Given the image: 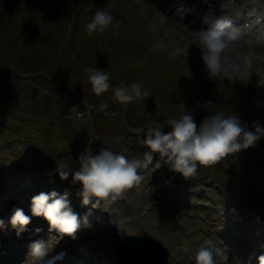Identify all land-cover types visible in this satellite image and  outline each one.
<instances>
[{"label":"rangeland","instance_id":"rangeland-1","mask_svg":"<svg viewBox=\"0 0 264 264\" xmlns=\"http://www.w3.org/2000/svg\"><path fill=\"white\" fill-rule=\"evenodd\" d=\"M27 1L31 3L33 0H19V3L26 4ZM41 2L43 3L41 7L49 12L44 23L52 31H55L64 22L66 23L64 26L67 27L73 15L80 12L84 4L83 0H42ZM100 2L101 7L110 6V11L116 15L117 21L120 23L121 32L122 28H126L128 32L131 31L127 33L133 40L139 38L137 43L141 44L138 46L142 50V52L140 50L142 57L139 61H143L139 66H144L142 75L145 71L146 76L148 71L160 65L182 75L181 78L187 83L178 85L179 92L183 94L176 103V106L181 108L180 110H184L185 107L191 110L195 104L191 102V99L196 101L197 97H202L203 101H211L221 107L226 114L234 111L239 115L241 121L246 122L249 126L254 120H258L264 125V89L255 87L257 79L255 76L252 77L253 83L248 86H242L239 82L235 83L232 86L231 95L228 87L222 84L219 89L223 94L221 95L218 94L217 85L207 78L204 71L200 50L197 47L199 44L197 32L204 30L202 27L205 25L210 26L212 23L210 20L225 17L219 14V9L227 0H213V6H210L207 17L199 14L203 13L207 0H100ZM194 9L197 12L196 15L191 13L194 12ZM212 9L216 10V13ZM78 18L84 25L89 21L82 14ZM48 20L51 21L50 24ZM153 22L158 25L156 32L148 30L149 24ZM46 33L45 29L42 31L37 29L35 33L37 36L34 38L45 36ZM106 33L107 31L89 36L79 45L82 53L88 57L86 60L93 59L96 54L108 56L109 51L106 47L114 48L119 45L121 34L114 37V35ZM133 33L136 36H132ZM240 39L254 41L248 34L240 36ZM123 40L129 41L125 38ZM160 41L164 42L165 48L158 50L156 45ZM130 43L132 42L130 41ZM101 45L106 46L105 54L104 51H100L103 54L97 53ZM187 47H189L188 56L180 51ZM228 55L235 62H240L239 56H251L253 73L256 74L257 70L264 71L263 54L259 55L256 51L233 45L229 49ZM150 61L159 64L150 65L148 63ZM17 87L15 86V88ZM82 91L86 94L89 88L82 86ZM71 98L73 99V97ZM170 99L172 98L168 97L166 102L170 103ZM96 102L99 106L98 111L101 110L99 112L105 116L117 119L121 115L123 105L115 101L112 91L105 92L100 96L96 95ZM77 103L79 104L80 101L76 100L69 107L71 112L67 114V118L73 123L75 138L78 140L80 148L73 150L71 144L65 145L62 151L64 154L60 156V159H50L55 165H51L49 162V164L43 165L46 167V172L41 177L39 176L41 172L39 166L44 164V158L39 157L37 151L26 146L19 139L0 136V219L6 225L5 228L0 229V238L4 237L3 241L7 246V248L3 245L0 246V251L4 250L5 254L9 253L11 246L16 251L21 250V257L19 256L21 259L19 258L20 260L14 264H24L22 262H24L25 255L22 254V249H28L29 245L37 240L45 242L52 240L55 245L58 239L59 241L67 240L70 243H79L78 249H84V252L87 253L84 264H104L108 259H117V264H120L117 238L122 232L130 236H148L159 241L169 253L168 264H195V253L205 239H211L216 245H220L222 242L221 246L225 248L227 255L225 264H244L242 255L233 246L234 239L230 238H234L235 235L243 237L244 235L241 233L243 227H238L232 217L241 218L236 213L241 211L242 202L246 204L251 202L253 207L262 206L254 210L260 213L258 220H255L257 222L264 220V138H261L254 149L250 148L239 154L230 155L213 166L199 167L197 175L191 179L186 180L180 174L170 171L166 165L162 166L151 174L149 180L146 179L140 186L129 189L124 198L112 205L107 213L100 208L93 209L91 204L82 205V197L79 195L81 186L78 183L73 184L71 176L68 180L59 183L54 181L52 174H56L57 163H63L76 169L79 167V155L89 147L94 154L98 153L99 147H104L123 154L129 159L141 157L143 154L141 151H147L141 139L144 133L141 129H131L123 124V130L115 132L117 136L115 140L119 144L108 147V138L105 140L98 136L95 120H92L88 126L91 131L86 127L89 118H91L93 105L86 100L85 103H88L86 106L89 109L83 108V112L79 113L76 111ZM204 103L193 106L192 112L198 115L204 113L209 115L208 112L202 110ZM101 105H106V107L101 109ZM74 107L75 110H73ZM142 107L141 114L145 117L143 122L146 130L152 121L163 123L166 119L179 117V111L167 106L160 112L158 111L160 105L157 104L146 106L143 104ZM194 120L197 125L201 123L200 120ZM165 128L170 131L167 126ZM107 129L104 130V133L107 132ZM126 137L129 139L128 149L119 148ZM69 149L73 151L71 154L66 153ZM243 155L247 156L244 163H242L243 160L245 161ZM155 158L158 159V155ZM231 177H236L239 180L231 182L229 189L223 188ZM38 180L46 186V189L41 190L42 192L60 189L67 192L72 210L80 217H83L84 211H91V215L88 217L90 226L82 224L75 240L67 236L60 239L59 233L55 231L36 232L37 228L44 230L43 228L46 227L49 229L48 222L43 217L32 216L31 210L28 208H26L27 212H25V208L22 209L28 207L29 202L22 199L21 193H24L22 191L26 188H29L27 191L37 189L35 182ZM11 197H13L12 200ZM16 200L17 207L15 209H22L26 215L31 217V221L36 222V224L34 223L36 229H30L33 230V233L24 232L18 236L16 230L11 227L9 221L15 209L8 210L6 206ZM250 221L248 219V222ZM253 223V221L250 222V224ZM7 233L15 238L8 239L4 236ZM15 254L19 255L18 252ZM27 254L29 255V252ZM13 257L12 254L9 261L10 259L12 261ZM217 259L221 258L217 257ZM247 260L252 264L253 257L251 260Z\"/></svg>","mask_w":264,"mask_h":264},{"label":"clouds","instance_id":"clouds-1","mask_svg":"<svg viewBox=\"0 0 264 264\" xmlns=\"http://www.w3.org/2000/svg\"><path fill=\"white\" fill-rule=\"evenodd\" d=\"M119 27L120 23L110 11V6L105 5L97 8L90 22L85 25V31L88 36H93L109 29L116 31ZM148 30L156 32L157 23L149 24ZM116 34L119 35L118 31ZM197 35V47L204 71L207 78L217 85L218 94L223 95L219 90L222 84L228 87L231 95L235 83L248 86L253 83V76L257 78L255 87L264 89V71L257 70L256 74L253 73L251 56H239L240 62H235L228 55L229 49L240 39V30L231 18H220L206 30L198 31ZM189 47L180 51L188 56ZM156 48L164 49V42L160 41ZM84 72L88 74V83L97 96L111 90L115 101L122 105L145 101L150 96L149 90L142 82L127 85L121 81L119 85L114 86L110 74L98 67H85ZM105 107L106 105H101V109ZM202 110L209 115L205 116L199 125L186 107L185 112L178 118H169L163 123L152 121L142 140L147 151H144L141 157L129 159L104 147L94 154L91 148H88L79 155L78 168L73 169L69 165L57 163L55 172L60 180H68L71 176L72 183L81 186L79 195L82 197L83 206L91 204L93 209L100 208L109 213L108 209L124 198L129 189L140 186L146 179L149 180L151 174L162 166L166 165L170 171L180 174L186 180L191 179L197 175L199 167L213 166L230 155L254 149L261 138H264V125L258 120L252 121L249 126L242 122L234 111L226 114L211 101L205 102ZM165 126L170 131L165 132ZM156 155L158 159L155 158ZM31 213L32 216L43 217L48 222L49 231L59 233L60 239L67 236L75 240L82 224L90 226L88 217L91 211L83 217L76 214L70 206L67 192L59 194L53 190L33 196ZM30 222L31 217L20 208L14 210L9 221L18 236L27 230ZM5 227V222L0 219V229ZM40 231L42 229H36L37 233ZM56 244L54 245L52 240L32 242L25 264H28V261H31V264L53 262L57 257H49ZM221 244L222 242L216 245L211 239H205L195 253V264H225L227 255ZM217 257L221 259L218 260ZM257 259L258 264H264V255Z\"/></svg>","mask_w":264,"mask_h":264},{"label":"trees","instance_id":"trees-1","mask_svg":"<svg viewBox=\"0 0 264 264\" xmlns=\"http://www.w3.org/2000/svg\"><path fill=\"white\" fill-rule=\"evenodd\" d=\"M83 2L82 15L84 17L87 15L89 17L86 18L91 19L97 8L101 7L100 2L98 0ZM42 4L40 0H33L31 3L27 1L26 4H20L19 0H0V136L19 139L26 146L37 151L39 157L44 158V164L39 166L40 177L46 172V167L43 165L49 163L54 165L55 163L53 164L50 159L60 158L65 145L71 144L73 150L80 148L75 138L73 123L66 118L73 103L71 93L85 102L87 100L92 103L94 112L101 111H98V103H95L96 95L88 83L85 67H98L109 73L114 86L123 81L127 85L142 82L147 87L150 96L145 101L125 105L127 110L123 115V124L131 129H141L143 133L146 131L144 122L140 121L142 104L146 105L150 102L151 105H160L159 112L167 106L179 111V116L185 112V109L180 110L176 103L183 95L179 92L178 85L187 82L183 81L182 75L175 70H169L170 68L161 65L148 71L146 76L145 71L142 75L144 66H139L140 62H143L139 61L142 50L138 46L141 44L137 43L139 38L133 40L130 37L128 33L131 31L122 28L121 32L120 26L117 29L120 30L119 35L121 34L119 45L114 48L101 45L97 53L104 51L105 54L106 47L109 51L108 56L96 54L93 59L86 60L88 57L82 53L79 45L89 37L85 25L90 21L84 25L78 18L77 23L75 21L74 24L65 27L64 22L52 31L44 23L49 12L41 7ZM114 17L117 20L116 15ZM48 21L50 24L51 21ZM37 29L41 31L45 29L47 35L35 39ZM117 30L109 29L106 34L117 37L119 36L116 34ZM132 36L136 35L133 33ZM123 38L129 41L125 42ZM137 50L139 52L136 53ZM148 63L159 64L151 61ZM122 67L124 68L121 69ZM35 74L36 76H33ZM23 76L26 78L23 79ZM142 76L145 78H141ZM82 86L89 88L86 94L83 93ZM89 93L91 95H87ZM168 97L172 98L170 103L166 102ZM201 98L197 97L196 101L191 99V102L195 103L193 106L204 103ZM193 106L191 110L186 109L193 113L194 119L202 122L208 114L198 115L192 112ZM77 110L81 111L82 105H78ZM92 120L97 123L99 138L105 140L108 138V147L119 144L115 140L117 137L115 132L123 130L119 118L115 119L99 112L93 113ZM105 129H107L106 133H104ZM141 139L143 140L144 137L141 136ZM128 142V138H124L119 148H127ZM68 152L73 151L69 149ZM55 178L60 180L58 174ZM36 185L40 189L43 186L41 181ZM29 196L31 199L34 195L30 193Z\"/></svg>","mask_w":264,"mask_h":264},{"label":"bare ground","instance_id":"bare-ground-1","mask_svg":"<svg viewBox=\"0 0 264 264\" xmlns=\"http://www.w3.org/2000/svg\"><path fill=\"white\" fill-rule=\"evenodd\" d=\"M212 1L213 0H207V5L205 6V8H203V11H202L203 13H199V14H203L204 16L207 17L210 6H213ZM262 4H263L262 0H258L255 2H247L246 0H238V1L235 0V8L238 10L236 12L237 17L238 19L242 20L243 24H246V23L249 24L248 26L250 27L249 34H250V37L254 39V41H249L246 39H243V40L239 39L233 45L241 46L242 48H245L247 50L256 51L257 54L259 55L263 54L264 56V53H263L264 51V6H260ZM212 11L215 12L216 10L212 9ZM223 12H226L227 15L235 13L232 7L228 8L227 10H223L220 14H222ZM247 12H248V15L246 14ZM258 19H262V21L259 22ZM212 20L213 21L211 25L216 21L215 19H212ZM233 21L235 25L239 24L237 20H233ZM210 26L205 25L202 28L206 30ZM82 211L80 212V214L82 213ZM86 213H88V211H84L82 215L84 216ZM255 224H260V223H255ZM248 232H249L247 234L249 236L248 240L252 248L257 246L260 242H264V239H263L264 226L256 227L254 230L248 231ZM259 245L262 246L264 244H259ZM17 252L19 255L15 254ZM27 252H29V249H26V250L22 249V253L25 254L26 257L28 258V254H26ZM73 252L75 254L73 255V257H71L69 263L72 262L71 264H84V258L86 257L85 255H87V253L84 252V249L75 248ZM15 253H13L14 257L12 258L13 259L12 261L10 259V262H8L9 258L6 253L5 254L6 256L0 260V264L4 262H6L5 264H14V262L17 263L21 259L20 258L21 250L15 251ZM22 263H25V260ZM105 264H117V259H108L105 262Z\"/></svg>","mask_w":264,"mask_h":264},{"label":"water","instance_id":"water-1","mask_svg":"<svg viewBox=\"0 0 264 264\" xmlns=\"http://www.w3.org/2000/svg\"><path fill=\"white\" fill-rule=\"evenodd\" d=\"M119 239L117 249L121 264H167L169 254L156 240L123 233Z\"/></svg>","mask_w":264,"mask_h":264}]
</instances>
